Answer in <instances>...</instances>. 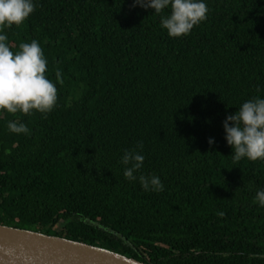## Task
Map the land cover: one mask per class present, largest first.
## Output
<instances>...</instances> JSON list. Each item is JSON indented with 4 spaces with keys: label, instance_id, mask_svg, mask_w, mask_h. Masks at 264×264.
I'll list each match as a JSON object with an SVG mask.
<instances>
[{
    "label": "trees",
    "instance_id": "obj_1",
    "mask_svg": "<svg viewBox=\"0 0 264 264\" xmlns=\"http://www.w3.org/2000/svg\"><path fill=\"white\" fill-rule=\"evenodd\" d=\"M206 3V21L182 38L132 0H35L5 29L14 53L39 42L58 103L0 113V225L145 264H264V208L253 203L264 162L233 163L223 128L264 98V0ZM141 144V172L161 178V193L124 178L121 158Z\"/></svg>",
    "mask_w": 264,
    "mask_h": 264
},
{
    "label": "clouds",
    "instance_id": "obj_2",
    "mask_svg": "<svg viewBox=\"0 0 264 264\" xmlns=\"http://www.w3.org/2000/svg\"><path fill=\"white\" fill-rule=\"evenodd\" d=\"M131 7L154 10L170 38L189 35L206 21L209 12L206 0H132ZM35 9V0H0V113L46 115L57 106V87L46 75L48 61L39 42L21 43L15 53L7 42L5 29L24 24ZM166 9H170L169 13L162 15ZM56 78L63 83L61 72H56ZM238 109L223 122L225 140L233 150L230 158L235 164L245 159L264 162V98L255 96ZM7 128L13 134L30 133L24 123L9 121ZM208 143L214 145L215 140L209 138ZM142 148L141 144L139 148L125 150L120 161L124 178L139 182L146 192L161 193L165 190L161 178L141 172L145 162ZM253 203L264 208V189L256 192Z\"/></svg>",
    "mask_w": 264,
    "mask_h": 264
},
{
    "label": "water",
    "instance_id": "obj_3",
    "mask_svg": "<svg viewBox=\"0 0 264 264\" xmlns=\"http://www.w3.org/2000/svg\"><path fill=\"white\" fill-rule=\"evenodd\" d=\"M0 264H145L114 251L0 225Z\"/></svg>",
    "mask_w": 264,
    "mask_h": 264
}]
</instances>
